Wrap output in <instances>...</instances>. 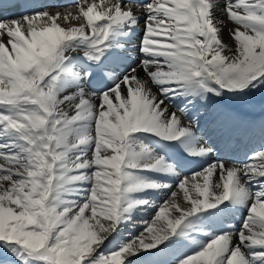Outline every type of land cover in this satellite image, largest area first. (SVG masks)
Returning a JSON list of instances; mask_svg holds the SVG:
<instances>
[{
	"label": "snow or ice",
	"instance_id": "snow-or-ice-1",
	"mask_svg": "<svg viewBox=\"0 0 264 264\" xmlns=\"http://www.w3.org/2000/svg\"><path fill=\"white\" fill-rule=\"evenodd\" d=\"M133 4L0 0V264H264V0Z\"/></svg>",
	"mask_w": 264,
	"mask_h": 264
},
{
	"label": "bare ground",
	"instance_id": "bare-ground-1",
	"mask_svg": "<svg viewBox=\"0 0 264 264\" xmlns=\"http://www.w3.org/2000/svg\"><path fill=\"white\" fill-rule=\"evenodd\" d=\"M75 11V9H69V8H62V9H56L53 11ZM133 10L136 11L135 5H133ZM217 16L221 19L224 17L222 14L217 12ZM233 25L230 23H225L223 26V31L221 33V38L223 41L228 44L230 47L233 46V41L231 39V36L229 34V29H231ZM141 28H143V22H141ZM140 37V31H137L136 36L133 38V42L128 46L130 49H135L138 45V40ZM138 60V54L135 51L131 52V58L123 62V66L127 67L129 65L136 66ZM141 77L143 76V73H140ZM260 120L259 114L255 117V122L257 127H255L253 130L246 132L239 140L238 144L235 146L234 150L229 153L234 158L243 160L245 153L251 152L253 150H258L261 148L262 145H264V138L261 137L259 133L258 123ZM213 159H215V153L213 154ZM199 165L197 164H188L185 166V171H188L192 168H198ZM164 197L161 196L158 199H155V203L159 204L163 201ZM153 216V210L152 209H146L142 212L137 213L134 216V219L132 222L128 223L126 226H122V231L124 233L125 238H128L130 236L139 235V233L144 229L145 222L150 221ZM241 219V213L237 212L234 215L230 216L228 218V222L231 224L236 225V220ZM107 247L104 250H108L112 247L109 246V244L106 242ZM3 258H0V260H3Z\"/></svg>",
	"mask_w": 264,
	"mask_h": 264
},
{
	"label": "rangeland",
	"instance_id": "rangeland-1",
	"mask_svg": "<svg viewBox=\"0 0 264 264\" xmlns=\"http://www.w3.org/2000/svg\"><path fill=\"white\" fill-rule=\"evenodd\" d=\"M240 220H241V219L236 220V225H239ZM228 223H230V222H228ZM233 225H235V224H233ZM109 246H111V244H109ZM105 251H107V250H105ZM3 257H4L3 254L0 253V258H3Z\"/></svg>",
	"mask_w": 264,
	"mask_h": 264
}]
</instances>
